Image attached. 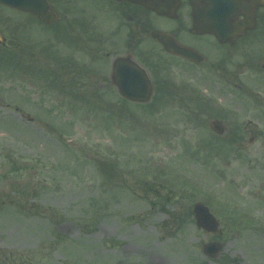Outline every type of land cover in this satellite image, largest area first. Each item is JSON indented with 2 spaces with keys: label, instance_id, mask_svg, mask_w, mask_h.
<instances>
[{
  "label": "rangeland",
  "instance_id": "1",
  "mask_svg": "<svg viewBox=\"0 0 264 264\" xmlns=\"http://www.w3.org/2000/svg\"><path fill=\"white\" fill-rule=\"evenodd\" d=\"M27 22L0 43V264H264V24L232 46L231 82L199 77L228 50L213 36L182 34L205 55L201 66L154 46L161 76L185 100L156 85L137 104L98 76L54 82L38 71V51L67 52ZM216 119L223 136L210 129ZM236 131L235 149L216 147ZM196 202L221 222L220 258L202 250L214 235L191 219L176 225Z\"/></svg>",
  "mask_w": 264,
  "mask_h": 264
},
{
  "label": "flooded vegetation",
  "instance_id": "2",
  "mask_svg": "<svg viewBox=\"0 0 264 264\" xmlns=\"http://www.w3.org/2000/svg\"><path fill=\"white\" fill-rule=\"evenodd\" d=\"M179 1L178 15L171 18L160 15L133 0H47L54 12L51 22L44 20L41 16L0 4V31L8 39L13 38L18 35V30H22L28 24L27 19L33 18L47 27V29H40L43 35L55 34L52 38L56 45L55 52L65 50L67 55L57 58L52 50L49 54L48 51H38V62L44 64V67L40 69H50L54 82H91L92 76H98V82H115L114 64L119 57L126 59L123 62L126 66L133 65V62L139 63L152 82H169L161 76V67L153 68L152 66V64L157 66V61L154 60V46L169 56L196 66L207 62L205 55L201 63L194 64L181 56L168 53L163 44L153 35L156 31L168 33L182 45L201 52L182 35L188 32L195 37L202 36L192 32L191 0ZM92 5L98 6L99 11L105 14L110 13L115 23L105 27L99 14L92 13ZM5 12L19 14L26 18L15 20L8 17L9 15ZM239 17L244 18L242 15ZM255 21V28L247 30L244 37L253 34L261 24H264V5L257 9ZM160 22L167 24L159 26ZM258 33L263 35L264 30ZM120 35L124 37L122 43H119L117 39ZM234 44H221L228 50L220 61L205 65L203 72L199 74L203 82H214L218 78H221V82H231L234 76L231 49ZM140 45L144 46L140 49ZM75 56H78V59ZM263 63L264 58L259 63L261 69ZM91 64L96 70L91 68ZM262 71L264 73L263 69ZM167 98L181 99L182 96Z\"/></svg>",
  "mask_w": 264,
  "mask_h": 264
},
{
  "label": "water",
  "instance_id": "3",
  "mask_svg": "<svg viewBox=\"0 0 264 264\" xmlns=\"http://www.w3.org/2000/svg\"><path fill=\"white\" fill-rule=\"evenodd\" d=\"M162 15L175 16L178 7V0H134ZM205 2L206 5H203ZM0 3L23 11H28L42 16L45 20L52 21L51 9L46 0H0ZM193 19L195 33H213L222 43L234 42L243 35L247 28L254 26L256 9L264 0H192ZM244 14L245 19L240 20L238 14ZM172 53L181 54L187 58L200 62L202 56L196 51L182 46L175 42L168 35L155 33ZM1 38V35H0ZM124 59H120L115 64V81L113 82L119 92L126 98L133 101L146 102L151 98L153 85L148 80L146 72L135 63L126 66ZM264 67V65H263ZM211 127L216 132L222 134L224 126L219 121H214ZM194 214L197 225L208 231L218 232L219 221L211 213L210 208L204 203L194 205ZM223 244L220 242H209L203 246L204 253L209 257L220 255Z\"/></svg>",
  "mask_w": 264,
  "mask_h": 264
}]
</instances>
